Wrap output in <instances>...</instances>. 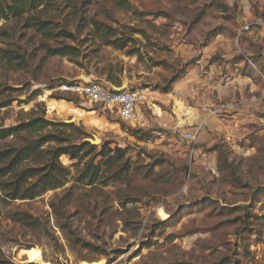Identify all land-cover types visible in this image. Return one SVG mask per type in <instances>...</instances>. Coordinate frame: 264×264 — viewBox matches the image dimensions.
Listing matches in <instances>:
<instances>
[{
    "label": "rangeland",
    "instance_id": "obj_1",
    "mask_svg": "<svg viewBox=\"0 0 264 264\" xmlns=\"http://www.w3.org/2000/svg\"><path fill=\"white\" fill-rule=\"evenodd\" d=\"M97 25L127 47L105 45ZM65 45L78 55H53ZM111 73L147 94L130 121L60 88ZM10 97L0 126L74 123L77 141L101 140L94 153L126 148L127 169L77 184L91 155H64V187L0 199L7 264H264V0H0V104Z\"/></svg>",
    "mask_w": 264,
    "mask_h": 264
},
{
    "label": "trees",
    "instance_id": "obj_2",
    "mask_svg": "<svg viewBox=\"0 0 264 264\" xmlns=\"http://www.w3.org/2000/svg\"><path fill=\"white\" fill-rule=\"evenodd\" d=\"M95 33L105 45L119 49L127 47L128 42L118 45V38H116L111 27L97 25ZM75 50L74 46L65 45L56 48L53 55H78ZM128 54L135 55L137 52L130 50ZM10 60L12 61V59ZM113 74H109L105 79L107 83L102 84L114 90L116 86L121 85V79L118 75ZM92 81L101 83L99 80ZM128 88L143 89V87L132 85ZM168 91L170 88L167 86L164 92ZM35 92L34 95L40 94V92ZM11 97L0 104V107L10 105L13 99ZM68 128L72 130V134L67 133L66 129ZM79 131L80 127L76 124L52 121L46 118L44 113L35 114V116L13 126L4 127L1 125L0 141L10 137L19 138L21 141L20 145L0 149V199L9 202L34 199L50 190L64 187L69 182L70 175L69 169L61 162V157L64 155L75 160V165H79L91 155L84 166L77 170L78 174L74 178L77 184L87 186L109 185L125 178L126 166L123 165L124 168H122L118 165L125 157L126 148L118 146L112 149L105 144L101 150L94 153L96 150L94 144L84 140V138L80 141L76 140L77 136L74 134ZM97 158L98 160L95 162ZM9 215L24 227L36 229L39 224L38 219L29 213L15 211L10 212ZM0 264H7V262L0 259Z\"/></svg>",
    "mask_w": 264,
    "mask_h": 264
},
{
    "label": "built area",
    "instance_id": "obj_3",
    "mask_svg": "<svg viewBox=\"0 0 264 264\" xmlns=\"http://www.w3.org/2000/svg\"><path fill=\"white\" fill-rule=\"evenodd\" d=\"M64 92L81 96L94 103L102 104L110 111H117L121 120L130 121L135 117L136 109L141 102H146L145 90L140 88L118 91L92 80L78 82H64L60 86ZM184 137L193 142L192 132H186ZM195 143H193V148ZM264 232V230H263Z\"/></svg>",
    "mask_w": 264,
    "mask_h": 264
},
{
    "label": "water",
    "instance_id": "obj_4",
    "mask_svg": "<svg viewBox=\"0 0 264 264\" xmlns=\"http://www.w3.org/2000/svg\"><path fill=\"white\" fill-rule=\"evenodd\" d=\"M85 80L86 81H88L89 79L88 78H85ZM127 87H128V84L127 83H123V85L121 86V87H116V90H118V91H122V90H125V89H127ZM86 141H89V142H91L92 144H97V143H99L100 141H99V138H95V139H86Z\"/></svg>",
    "mask_w": 264,
    "mask_h": 264
},
{
    "label": "crops",
    "instance_id": "obj_5",
    "mask_svg": "<svg viewBox=\"0 0 264 264\" xmlns=\"http://www.w3.org/2000/svg\"><path fill=\"white\" fill-rule=\"evenodd\" d=\"M128 87H129V86H128ZM128 87H127V88H128ZM145 93H146V92H145ZM146 101H147V94H146ZM144 103H145V102H144Z\"/></svg>",
    "mask_w": 264,
    "mask_h": 264
},
{
    "label": "bare ground",
    "instance_id": "obj_6",
    "mask_svg": "<svg viewBox=\"0 0 264 264\" xmlns=\"http://www.w3.org/2000/svg\"><path fill=\"white\" fill-rule=\"evenodd\" d=\"M56 102H57V101H56ZM51 103H52V102H51ZM52 108L54 109V108H56V106H53Z\"/></svg>",
    "mask_w": 264,
    "mask_h": 264
}]
</instances>
